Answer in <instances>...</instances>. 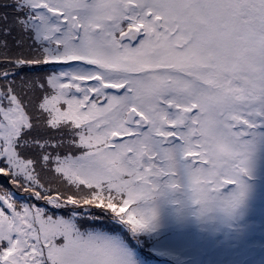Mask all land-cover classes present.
Segmentation results:
<instances>
[{
    "label": "snow or ice",
    "instance_id": "snow-or-ice-1",
    "mask_svg": "<svg viewBox=\"0 0 264 264\" xmlns=\"http://www.w3.org/2000/svg\"><path fill=\"white\" fill-rule=\"evenodd\" d=\"M0 178V264H264V0H0Z\"/></svg>",
    "mask_w": 264,
    "mask_h": 264
},
{
    "label": "rangeland",
    "instance_id": "rangeland-1",
    "mask_svg": "<svg viewBox=\"0 0 264 264\" xmlns=\"http://www.w3.org/2000/svg\"><path fill=\"white\" fill-rule=\"evenodd\" d=\"M0 184H3L5 187H11V185H9L7 180L4 178H0ZM16 195L24 198V195H26V194L17 191ZM146 259H148L149 264H162V260L160 258L148 256V257H146Z\"/></svg>",
    "mask_w": 264,
    "mask_h": 264
},
{
    "label": "trees",
    "instance_id": "trees-1",
    "mask_svg": "<svg viewBox=\"0 0 264 264\" xmlns=\"http://www.w3.org/2000/svg\"><path fill=\"white\" fill-rule=\"evenodd\" d=\"M17 197H18V199H20V200H27V196H26V195H24V198H22V197H20V196H18V195H17Z\"/></svg>",
    "mask_w": 264,
    "mask_h": 264
},
{
    "label": "bare ground",
    "instance_id": "bare-ground-1",
    "mask_svg": "<svg viewBox=\"0 0 264 264\" xmlns=\"http://www.w3.org/2000/svg\"><path fill=\"white\" fill-rule=\"evenodd\" d=\"M42 71V70H41Z\"/></svg>",
    "mask_w": 264,
    "mask_h": 264
}]
</instances>
